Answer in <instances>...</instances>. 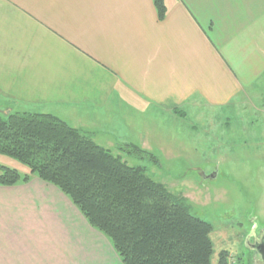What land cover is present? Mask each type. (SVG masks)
<instances>
[{
	"label": "crops",
	"instance_id": "0c3cea01",
	"mask_svg": "<svg viewBox=\"0 0 264 264\" xmlns=\"http://www.w3.org/2000/svg\"><path fill=\"white\" fill-rule=\"evenodd\" d=\"M163 3L160 21L153 0H0V115L50 114L157 159L195 147L203 116L220 126L224 110L264 99V0ZM0 264L121 262L60 190L31 178L0 186Z\"/></svg>",
	"mask_w": 264,
	"mask_h": 264
},
{
	"label": "trees",
	"instance_id": "16d2710c",
	"mask_svg": "<svg viewBox=\"0 0 264 264\" xmlns=\"http://www.w3.org/2000/svg\"><path fill=\"white\" fill-rule=\"evenodd\" d=\"M153 3L163 20V0ZM116 149L121 155L156 159L130 144ZM0 154L28 170L20 175L0 167V186L31 178L55 186L109 241L121 264H210L211 226L191 214L183 196L96 144L91 134L50 114L11 113L0 116ZM225 255L219 254L217 264H226Z\"/></svg>",
	"mask_w": 264,
	"mask_h": 264
},
{
	"label": "rangeland",
	"instance_id": "374dc122",
	"mask_svg": "<svg viewBox=\"0 0 264 264\" xmlns=\"http://www.w3.org/2000/svg\"><path fill=\"white\" fill-rule=\"evenodd\" d=\"M219 115L220 126L203 116L198 138L190 141L195 147L181 146L172 157L162 153L147 161L121 155L113 147L112 151L128 165L145 168L171 193L183 196L191 214L211 226L210 264H217L223 251L226 264H261L250 246L264 238V99H255L252 93L241 108H228ZM206 123L212 128L210 139L204 138ZM179 134L182 138L187 133ZM0 167L20 175L28 172L23 164L1 154Z\"/></svg>",
	"mask_w": 264,
	"mask_h": 264
},
{
	"label": "flooded vegetation",
	"instance_id": "af4514ba",
	"mask_svg": "<svg viewBox=\"0 0 264 264\" xmlns=\"http://www.w3.org/2000/svg\"><path fill=\"white\" fill-rule=\"evenodd\" d=\"M250 248L258 254L260 257L259 251L264 250V238H260L258 242H255L253 245L250 246ZM260 249V250H259ZM259 250V251H258ZM262 264V262H261Z\"/></svg>",
	"mask_w": 264,
	"mask_h": 264
},
{
	"label": "water",
	"instance_id": "95a60500",
	"mask_svg": "<svg viewBox=\"0 0 264 264\" xmlns=\"http://www.w3.org/2000/svg\"><path fill=\"white\" fill-rule=\"evenodd\" d=\"M260 250V249H259ZM258 250V251H259ZM259 254H260V259H261V262L262 264H264V250L261 249V251H259Z\"/></svg>",
	"mask_w": 264,
	"mask_h": 264
},
{
	"label": "clouds",
	"instance_id": "9594fccd",
	"mask_svg": "<svg viewBox=\"0 0 264 264\" xmlns=\"http://www.w3.org/2000/svg\"><path fill=\"white\" fill-rule=\"evenodd\" d=\"M250 235H251V236H254V235H255V232L250 233Z\"/></svg>",
	"mask_w": 264,
	"mask_h": 264
}]
</instances>
